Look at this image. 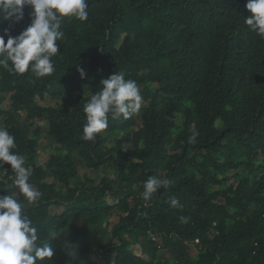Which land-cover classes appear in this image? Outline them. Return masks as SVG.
I'll use <instances>...</instances> for the list:
<instances>
[{
	"label": "trees",
	"instance_id": "trees-1",
	"mask_svg": "<svg viewBox=\"0 0 264 264\" xmlns=\"http://www.w3.org/2000/svg\"><path fill=\"white\" fill-rule=\"evenodd\" d=\"M246 2L89 0L88 21H65L51 76L0 69V104L10 100L0 123L43 193L29 214L44 237L58 229L59 243L76 245L84 264H264V39L243 23ZM30 11L12 35L30 22ZM9 23H0V34ZM116 71L137 81L146 105L84 141L82 106ZM48 97L62 104H38ZM39 123L66 152L43 165L30 131ZM193 126L195 144L188 143ZM106 133L120 135L116 146L106 148ZM81 166L105 174L74 186ZM152 174L173 183L146 205L140 193ZM171 197L182 207L171 208ZM112 214L119 222L104 243ZM69 261L58 247L52 264Z\"/></svg>",
	"mask_w": 264,
	"mask_h": 264
},
{
	"label": "clouds",
	"instance_id": "clouds-1",
	"mask_svg": "<svg viewBox=\"0 0 264 264\" xmlns=\"http://www.w3.org/2000/svg\"><path fill=\"white\" fill-rule=\"evenodd\" d=\"M26 8L31 9L30 22L12 35L14 26L25 20ZM245 8L249 15L243 19L244 25L264 39V0H247ZM73 19L88 21L89 0H0V23L10 22L0 34V69L18 77L28 74L36 80L51 76L56 71L53 57L60 52L57 42L62 44L65 36L64 23ZM78 71L83 79L85 70L78 68ZM97 89L82 106L84 141H95L98 134L109 128L110 120H129L145 106L140 85L126 78L122 71L102 78ZM190 132L188 143L195 144L199 132L195 126ZM4 165H10L11 171H6ZM32 175L33 168L26 166L16 137L0 123V185L9 189L7 194L0 191L5 193L0 195V264H52L58 247L70 258L69 264H84L76 245L59 243L62 233L58 229L44 237L41 228L34 224L29 209L38 206L43 193L30 183ZM172 183L167 177L148 175L140 197L147 205L160 189L168 191ZM168 203L171 208L182 207L176 197H171ZM179 221L186 224L189 218L180 216Z\"/></svg>",
	"mask_w": 264,
	"mask_h": 264
},
{
	"label": "rangeland",
	"instance_id": "rangeland-1",
	"mask_svg": "<svg viewBox=\"0 0 264 264\" xmlns=\"http://www.w3.org/2000/svg\"><path fill=\"white\" fill-rule=\"evenodd\" d=\"M10 100L7 98L4 100L3 104H0V111H3L2 109L5 108V106H9ZM38 104L40 106L44 107H49V108H56L60 104H62L61 101L51 99L48 97L47 99L43 101L38 100ZM146 105V104H145ZM183 120L180 116L176 118V124H177V129L175 130V134H177L182 126ZM33 137L38 143V150H39V156H40V164H45L50 156L53 153L58 152L59 154H65L66 152H63L59 150L58 146L52 142V139L47 135V130L46 126L44 123H39L36 125L35 128L30 130ZM137 131V129H134V132ZM120 135H114V134H105L106 138V143L105 146L106 148H112L116 146L117 139ZM105 174V170L101 172H94L91 171L90 169L86 168L85 166H81L79 169V176L78 178L74 181V186H79L84 184L87 180H98L99 176ZM119 222V217L118 214H112L109 217H107L104 222H103V227L107 228L109 231L108 237L104 240V243H106L110 238H111V230L114 227L115 224ZM125 236V235H124ZM131 249L136 253L137 255L142 256V250L138 245H132ZM190 253L192 256L197 255V250L193 245H190Z\"/></svg>",
	"mask_w": 264,
	"mask_h": 264
}]
</instances>
